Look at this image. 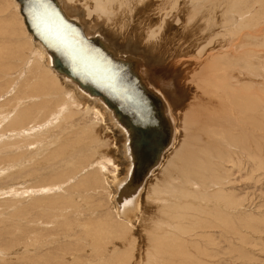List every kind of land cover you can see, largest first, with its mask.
I'll return each mask as SVG.
<instances>
[{"label": "rangeland", "instance_id": "rangeland-1", "mask_svg": "<svg viewBox=\"0 0 264 264\" xmlns=\"http://www.w3.org/2000/svg\"><path fill=\"white\" fill-rule=\"evenodd\" d=\"M92 1L93 0H73L71 3L75 9H82L81 11L86 13L88 21H90L93 28L104 25L113 30L115 33L120 34L122 37H124V39H128L129 37L134 41L136 40L137 43L141 44L142 46L150 48L157 58L160 59L158 60H162L161 62H163V64H168L170 66L175 64V68L177 69V73L179 75V85H181L185 95L187 96L186 105H183L182 112L180 111L181 134L179 143L177 147L174 148V153L172 152L173 154L171 153L169 155L170 159L168 157L165 165L150 183V188L148 191V199L150 200V203H148L147 211H145L142 221L140 222V225L137 229L141 243L140 245H135V248H139V251H136L137 258L136 256L134 257L133 264H147L146 258L151 251L152 245H150L146 237H152V235L155 234L162 235V232L171 230V228L173 229V226L168 225L169 219L163 212L165 210L164 208L166 204H169L172 202V200H174V196L177 194L176 184L181 183L183 176L178 169L172 170L171 166L168 165L169 162L172 159L177 160L180 157L175 156L178 154L177 152L179 149L184 150L182 156L184 154L202 155L201 150H205V148H211L214 150L216 146H219L223 152L226 151V153H230L232 155L240 154L242 157L240 159H243L244 161L242 164L247 166L244 167L240 172L236 170V168L234 169V176L239 183H236L235 185L233 184L234 187H232V189L235 190V192H233L234 196L236 195L243 199L244 205L237 208L238 211L235 210L234 213L232 210V218H230V216L227 218L226 221H228L230 218V222H228L229 225H231V229L229 231H224V229L219 227V229H217V227L212 229L204 228L202 231L200 228H198L196 230L197 232L194 231L195 234L203 232V234L206 236H193L194 238H191L193 239L192 241L197 243V245H192L193 249H190L192 253L189 251L190 253L187 252V254L183 256V254H181L179 251L177 252L176 250L175 252V250L170 249L172 253L166 255L167 260L165 263L174 264V262H171V260L176 259L174 260L176 261V264H182L183 262H185L183 264H264V166L261 163V168L257 171V165L255 164L252 166V160L248 158V154H246L247 151H242L239 148L240 146H236L235 143H232V141L234 142V133V136L237 137V139L243 136L248 137V141H250L249 144L254 148L255 146H253L254 144L252 141L257 140L259 144L257 155V158L259 157L258 162L259 160L260 162H264V0H232L237 6L242 5L239 7H237L234 3L232 4L231 0H174L175 2L172 0H157L158 3L152 6L153 8L148 9H144L143 7L145 0H113L116 1H112L113 3H111V0H97V2L99 1L102 4ZM164 1L166 2L164 3ZM240 1H243V3ZM230 3L232 4L231 6ZM104 4L105 6L107 5L106 8ZM140 4L143 5L140 6ZM127 6L129 7L127 8ZM221 6H223V8ZM164 8L166 10H164ZM184 8H186V11L181 12L184 10ZM237 9L243 10L237 12ZM88 10L92 12L90 13ZM134 11L140 14V19L137 18L138 14L136 12L134 14ZM138 11H141V13ZM167 12L170 13L171 16V18H168L166 21L169 23H164L159 40L157 43H154L151 41V39L153 35L158 33L156 30L159 28L160 23L164 19V15ZM116 13H118L117 16ZM129 15H132V19L129 17ZM210 16L211 20L208 19ZM111 18L115 19L112 20ZM176 18H179L177 19L179 21H177ZM124 19L128 21H125ZM207 20H210L208 23L209 25L207 24ZM133 22H135L134 25L132 24ZM131 25L134 29L131 27ZM239 27L242 28L239 29ZM149 30L151 32H149ZM230 30H232V33L229 32ZM235 31L236 33H234ZM220 33L223 34L220 35ZM212 39H215L214 41L216 42H221L218 45L220 49L216 51L218 54L214 52V56L213 53H211L213 52L211 50L213 48L212 44H215V42L211 44L212 46H207L209 41L211 42ZM202 44L206 48H204ZM34 48L35 47L32 45L29 39L27 31L22 22V18L17 12L13 0H0V72L5 75L4 76L0 73V264H104V262L105 264H108L107 260H109V256H112L113 253H118V250L123 248V245L125 247L126 245L127 247L128 245L131 247L130 244H134L133 238H135L137 233L132 231L130 234H125L126 237L124 236L122 238L124 239V244L122 245L123 242L119 243L121 246H118L116 243H114L115 237H112V235H115L116 233H122L124 227H122V221H120L117 216L115 218L112 217L111 213L109 212L111 210L113 211L112 206L109 203L111 191L106 183H103V185L105 184L106 187L105 185H102V182H105V176L109 172H113L115 170V162L113 160L115 159V149L113 137L111 133L105 129L104 126H102L103 120L101 117L98 115V113L95 114L96 112L92 109L84 107L81 102L76 100L73 93L67 90V88L65 89L64 87V89L68 92L61 90L63 86L60 84V82H58V79L53 81L52 77L47 74V76L43 75L41 80L45 85L51 83L50 87H52V91L44 93L43 95L39 94L37 96L39 102L37 101L35 103L36 106L33 113L35 114V111L38 113L39 106L42 108L43 105L51 102L52 99H49V97H55L57 94H59L62 95L63 98V95L65 96V94H67L66 99L60 102L58 106L55 105V110H53V113L59 114H57L55 118L61 116L63 121L55 125L56 121H60V119H55L53 116L51 118L52 121L50 120V122H48L47 120L49 119H47L44 122H41L43 118H41L38 114H35V117L39 116L38 125L44 126L38 127L35 126V124L32 126L30 125V122L24 128L11 129L10 127V120L12 118V113L10 112L12 110L15 111V108L18 107V111H21L25 107V103L26 105L33 103L32 101H29L31 100L29 98L30 94L26 89V85L30 83L28 81L30 79L26 80L22 84L21 80H23L28 74L26 70H28V72H35L34 57H36L37 54H35ZM170 49L173 50L171 51ZM220 52H222L221 54L224 53L225 55H231L230 58L228 57L231 61L223 63L219 58H222L224 54L221 56ZM242 54L244 56H241ZM203 55L209 56L204 57ZM240 56L242 57V60ZM40 61L43 65L42 60ZM174 61L175 63H173ZM41 64L36 68L38 72H42L43 70ZM177 64L179 65L177 66ZM245 64L246 66H244ZM6 66H8V68L7 70H4V67ZM194 70L197 72V75ZM200 77H203L205 80ZM213 77L215 80H213ZM199 80L202 82H199ZM252 84H254V87ZM247 86L249 88H247ZM246 88L249 89V91L245 90ZM235 89H241L243 94H253L252 92H255L254 90L259 93V97H251V99L257 101L258 103L254 111L255 115H258V117L260 116V118L263 117V122L260 121V125L262 124L260 128L263 130L253 128V126H251L252 124L246 120L248 118H246L245 114L249 113H245L244 111L242 112V109L240 108L241 105L238 104V101H236V96H242L243 94H240L239 92L237 94V90ZM233 91L236 92V94ZM32 98H35V95L32 94ZM33 101L35 102V100ZM20 103L23 104V107ZM50 106L52 107L53 104ZM58 107H61V109ZM257 108L258 110L256 111ZM65 110L66 113L76 110V115L68 119L69 116L66 118V113H60L62 111L65 112ZM84 110H87V112ZM79 112H82V114H79ZM81 116H83V118ZM90 121L96 122L90 123ZM98 127L99 130H97ZM90 128L92 129V132L88 131ZM221 128L225 129L222 130ZM64 134L67 135L65 136ZM226 135H228V137ZM217 140L219 141L217 142ZM68 141L71 144L69 147L62 145L68 143ZM72 141L73 143H71ZM82 142H85V144ZM59 143L65 148L64 150L66 152L64 150L62 151V149L55 152V149L58 147ZM92 148H95L94 150H97V152L94 155V158L90 159L92 156L86 154L87 152L91 153L93 150L90 149ZM83 156H85L87 162L86 160L84 161ZM102 156H104V158L100 160V163L102 164L100 166H102L101 170L104 171V176L103 172L101 173V179L103 181H101V179L99 180V177L96 178L97 181L95 182L97 183L93 182L91 179L93 183V188L89 187L91 190L89 188L80 189L79 187H77L76 190H68L72 187V185L77 183L78 180L83 179L85 174H94L92 169L94 166L100 164L99 159H101ZM261 158L263 160H261ZM93 160H97V162L95 163ZM106 161L109 162L107 163ZM70 162L74 165L72 172H70L73 175L70 174L68 180L65 181L64 179H60L63 182H58L57 180H59V178L54 181L56 179L55 177L57 176V173L61 171L64 173V169ZM53 164L55 166H53ZM82 164H86V166L80 167ZM252 168L254 171L251 170ZM87 169L89 170V173L87 172ZM246 172L249 173L247 174ZM251 172H255L256 175L252 177ZM71 176L74 177L71 178ZM98 181L101 184L98 183ZM63 192H69V194L73 193L74 196L67 200L65 202L66 204L64 203L57 206L53 212L43 210L44 204H40L41 207L38 206L39 209H35V205L33 204L35 203L34 199L49 198L52 195L58 196ZM87 197L91 202H87L86 199H83ZM72 200L75 203L73 202L71 204ZM61 214L63 216H61ZM68 217L70 219H68ZM91 218H104V223L107 225L106 231H108L105 232L104 235L105 237L106 235L109 237L106 240H101L102 238H100V241H97L99 243L98 247H94V245H91L90 242L89 244L91 246H89L88 242L82 240L84 237V230L80 226V223H83L84 221ZM70 220L72 222H70ZM66 221L70 223L68 228L62 226V223ZM112 232L114 234H111ZM207 234L212 236L207 238V236H209ZM104 235L102 237H104ZM128 239H131V242ZM172 239L173 238H171L170 241H173ZM164 250L168 251L167 248ZM192 254L195 255L192 256ZM43 256L44 258H42ZM104 257L105 259L103 261ZM177 260L180 262L177 263ZM119 262L120 260H117V262H111L110 264H117ZM160 262H162V260L158 261L157 263L163 264Z\"/></svg>", "mask_w": 264, "mask_h": 264}, {"label": "bare ground", "instance_id": "bare-ground-1", "mask_svg": "<svg viewBox=\"0 0 264 264\" xmlns=\"http://www.w3.org/2000/svg\"><path fill=\"white\" fill-rule=\"evenodd\" d=\"M72 1L71 0H54V3H56L57 6L59 5L58 7H59L60 11L64 14V16L66 18L75 22L77 25H79L81 27L84 35L88 39L97 38L98 41H100L102 43V46H103V48L101 49L100 47H96L92 44L89 45L88 43H84V42L80 43L79 41H76V40L75 41L77 42V44H75L71 40V38H69L72 34L70 32H64L65 34L69 35V37H67L64 34V37L62 39L64 40L65 43L68 44L69 49L73 51V55H72L73 63H71L68 60V57H65L64 52H63L64 49L61 50L60 45L59 44H58L59 46L56 45V42L53 38H51V39L48 38V40H45L43 37L41 38L39 35V32H37L38 28L35 29L33 26L34 20L32 17L38 13H39V15H42L41 17L44 19L45 22H48L49 26L53 25L52 21L50 20V18L47 15V10L45 8V5L41 4V2L39 0H13L14 5L16 7V10L22 18V22H23V25L27 31L29 39H30L32 45L35 47L34 48L35 51L33 49L32 50L35 52V54H37V56L34 57L35 58V72L34 71L28 72V70H26L28 74L26 75V77L23 80H21L22 82L20 81L22 84L26 80L30 79V80H28L30 83L27 84V82H26V84H27L26 89L28 91L26 89H24V90L30 94L29 98L31 100H29V101L30 102L32 101L33 103L29 102L30 104H28V105H26V103H25V107L21 111H18L19 107L17 106L18 108H15L16 109L15 111L12 110L10 112V113H12L11 114L12 118L10 120V127H11V129H20V128H24L30 122H31L30 125H32V126H33V124H35V126L42 127L44 125H40V126L38 125L39 116L41 118H43L41 120V122L42 121L44 122L47 119H49L47 121L50 122L51 118L53 116L55 118V116L58 114V113L57 114L53 113V110H55L54 106L55 105L58 106L60 104V102L64 101L66 99L67 94H65V96L63 95V98H62V95H59V94H57L55 97H52V96L49 97V99H52V101L43 105L42 106L43 110L39 106L38 113L35 111V114H38L39 116L35 117V114L33 113L35 106H36L35 103L37 101L39 102L37 96L39 94L43 95L44 93H48V92L52 91V87H50L51 83L45 85L44 82L41 80V77L43 75L47 76V74H49L52 77L53 81L58 79V82H60V84L63 86V87L61 86L62 87L61 90H64L66 92L71 91L73 93V95L75 96L76 100L81 102L84 107L92 109L93 111L96 112L95 114L98 113V115L103 120L102 126H104L105 129H107L113 137V143H114V149H115V151H114L115 152V159H113V158L112 159L115 162V167H114L115 170L114 171L112 170L113 172H109L105 176V178H104L105 182H102V185H103V183H106L107 186L109 187L110 191H111V194L109 196V201H110L109 203L112 206L113 211L110 209L112 212L111 211H109V212L111 213L112 217L115 218L117 216V218L120 221H122V224H123L122 227H124V230L122 233H120V234L116 233L115 235H112V237L113 236L115 237L114 243H116V245H118V246H121V244H119V243L120 242L122 243L124 241V239H122V238L125 236V234H128V233L130 234V232H132V231L137 233V229L140 225V222L142 221V218L145 214V211H147L148 203H150V200L148 199V197H149L148 191L150 188V183H151L152 179L155 178V176L159 173L161 168L165 165L169 155L172 152L174 153V151H175L174 148L177 147V145L179 143L180 134H181L180 111L182 112L183 105H186L187 96L185 95L184 90L181 87V85H179V75L177 73V69L175 68V64H173L171 66L168 64H163V62H161L162 60L159 61L160 59L157 58V56L151 51L150 48H146L145 46H142L141 44L137 43L136 40L134 41V40L130 39L129 37H128V39L127 38L124 39V37H122L120 34L115 33L113 30H111L110 28H108L104 25H100L97 28H93L91 26L90 21H88V17L86 15V13L84 11H81L82 9L81 10L75 9L71 3ZM112 1L113 0H111V3L116 2L117 0L113 1V2ZM172 1H174V0H172ZM207 1H209V0H207ZM216 1H218V0H216ZM92 2H97V0L96 1L93 0ZM165 2L166 1H164V3ZM240 2L243 3V1H240ZM157 3H158L157 0H155V1L154 0H145L144 5L140 4V6L143 5L144 9L145 8L148 9V8H153L152 6L156 5ZM233 3L234 2L232 1V4ZM100 4H102V3H100ZM105 4H104V6H105ZM232 4L230 3V6ZM111 5H113V4H111ZM126 5H128V4H126ZM179 5H181V4H179ZM129 6H131V5H129ZM129 6H127V8ZM239 6H242V5H239ZM239 6H237V7H239ZM106 7H107V5L105 6V8ZM115 7H117V6H115ZM221 7L223 8V6H221ZM170 8H172V7H170ZM102 9H103V7H102ZM185 9L186 8H184V10L181 12L186 11ZM239 9H237V12H240L241 10H243V9H241V10H239ZM164 10H166V9L164 8ZM88 11L90 13L92 12L90 10H88ZM234 11H236V10H234ZM131 12H132V10H131ZM135 12L136 11H134V14H135ZM138 12L141 13V11H138ZM153 13H155V12H153ZM158 13H161V12H158ZM117 14L118 13H116V16H117ZM212 14H213V12H212ZM139 15L140 14H138L137 18L140 19ZM180 15H179V17H180ZM198 15H200V14H198ZM201 15H204V14H201ZM205 15H207V14H205ZM147 16H148V14H147ZM154 16H157V15H154ZM164 16L165 17L162 20V22L160 23L159 28L156 30V32H158V33L156 35L152 34L153 37H152L151 41L154 43L158 42L160 34H161V30H163V27H164V23L168 20V18H171L170 13H168V12ZM258 16H259V14H258ZM129 17H131V19H132V15L131 16L129 15ZM127 18H128V16H127ZM196 18H197V16H196ZM114 19H112V20H114ZM177 19H179V18H176V20ZM208 19L211 20V16ZM210 20H207L208 21L207 24L209 23ZM125 21H128V20H125ZM133 21H135V20H133ZM177 21H179V20H177ZM134 23L135 22H133L132 24L134 25ZM166 23H169V22H166ZM113 24H114V22H113ZM241 25H242V23H241ZM125 27H126V25H125ZM131 27H132V25H131ZM242 27H239V29H241ZM200 28H201V26H200ZM213 28H214V25H213ZM128 29H130V28H128ZM48 30L52 31L54 35H58V34H56L55 28H54V30H52L49 27ZM235 30H236V28H235ZM215 31H216V29H215ZM231 31L232 30H230L229 32H231ZM236 31L234 33H236ZM149 32H151V31L149 30ZM204 34H205V31H204ZM222 34L223 33H220V35H222ZM149 36H151V35H149ZM59 39H61V38L59 37ZM148 39H147V42H148ZM200 39H201V37H200ZM50 40H52V41H50ZM214 40L212 39L211 42L209 41V44L207 45V46H209L213 42H215V44H212L213 48L211 50V51H213V52H211V53H213V56H214V52H216L220 49L218 45L221 43V42H216ZM237 42H238V40H237ZM176 43H178V42H176ZM203 47H204V45H203ZM104 48H106L105 50L107 52L104 50ZM198 48H199V45H198ZM204 48H206V47H204ZM99 49L102 50V52L104 54ZM181 51H183V50H181ZM199 52H201V51H199ZM202 52H204V51H202ZM221 53L222 52H220V54ZM223 54H221V56ZM209 55H203V56L206 57ZM233 55H235V54H233ZM33 56H35V55H33ZM105 56H107L112 62L109 61L108 59H106L107 57H105ZM203 56H202V58H203ZM221 56H219V57H221ZM230 56L231 55H225L224 54V56L222 58H219V59H221V61L223 63H226L228 61H231V60H229ZM241 56H244V55L242 54ZM31 59H32V57H31ZM40 60H42L43 65L41 64ZM118 60L124 62V64L121 65V63H117ZM241 60H242V57H241ZM211 61H212V59H211ZM12 62H13V60H12ZM193 62H195V61H193ZM26 63H24V64H26ZM173 63H175V61ZM40 64H41V67L43 69L42 72H38L36 70V68ZM179 64H177V66ZM192 65H194V64H192ZM244 66H246V64ZM250 66H252V65H250ZM230 67H232V66H230ZM7 68H8V66L4 67V70H7ZM27 68H29V67H27ZM67 68H71V70L73 72H69L67 70ZM50 70L53 72V74ZM203 73H204V71H203ZM1 74H3V73H1ZM6 74H8V73H6ZM8 75H10V74H8ZM196 75H197V72H196ZM7 77H9V76H7ZM200 78H203V77H200ZM204 78H205V76H204ZM216 78H218V77H216ZM203 79H201V80H203ZM181 80H182V78H181ZM211 80H209V81H211ZM213 80H215V78ZM233 80H235V79H233ZM197 81H198V79H197ZM199 82H202V81L199 80ZM205 84H204V86H205ZM223 84H225V83H223ZM33 85H34V88H33ZM198 85H200V84H198ZM204 86H201V87H204ZM241 86H243V85H241ZM252 86L254 87V84H252ZM64 87H65V89L67 88L68 91L65 90ZM244 87H245V85H244ZM247 88H249V87L247 86ZM247 88L245 90L249 91V89H247ZM235 90H237V94H238V92L240 94H243L242 93L243 91L241 89H235ZM15 91H17V90H15ZM220 91H222V90H220ZM254 91L255 92H252L253 94L244 93L242 96L239 95L241 97L236 96V101H238V104L241 105L240 108L242 109V112L244 111L245 113H249V114H245V116H246V118L249 119V120L248 119H246V120L248 122H250V124H252L251 126H253V128L263 130L260 128L262 125V124L260 125V121H262L263 117H261V118H260V116L258 117V115H255V111H254L255 107L258 105V103H257V101H254L251 99V97H259L258 96L259 93H257L256 90H254ZM12 93H14V92H12ZM56 93H58V92H56ZM234 93L236 94V92H234ZM25 94H26V92H25ZM32 94L35 95V98H32ZM33 100H35V102ZM16 102H17V100H16ZM75 102H77V101H75ZM241 102H243V103H241ZM42 103H44V102H42ZM20 104L23 107V104L22 103H20ZM52 104H53V106L51 107L50 105H52ZM73 105H76V104H73ZM58 108L61 109V107H58ZM237 108H239V107H237ZM8 109H11V108H8ZM74 109H75V106H74ZM257 110H258V108L256 109V111ZM75 112H76V110L66 113V110H65V112L62 111L60 113H66L65 116H66V118L69 116L68 117V119H69L70 117H74L76 115ZM85 112H87V110ZM80 113L82 114V112H79V114ZM238 114H240V113H238ZM83 116H81V117L83 118ZM88 116H89V114H88ZM55 119H60V121H56L55 125H57L61 121H63V118H61V116L56 117ZM72 119H70V120H72ZM94 122H96V121H94ZM94 122L90 121V123H94ZM100 125H101V123H100ZM89 126H91V125H89ZM33 128H35V127H33ZM224 129H222V130H224ZM97 130H99V127ZM166 130H167V132H166ZM88 131L92 132V129L90 128V129H88ZM248 132H250V131H248ZM67 133H72V132H67ZM64 135L66 136L67 134H64ZM234 135H235V133H234ZM234 135H233L234 142L232 141V143H235L236 146L237 145L240 146L239 148L242 151H247L246 154H248V158H250L252 160L251 161L252 166L256 164L257 165V171H258L261 168L260 165L263 164V166H264V162H260V160H259L260 163L258 162L259 157L257 158V155H258V150H259V144H258L257 140L252 141L254 144L253 146H255V148H254L249 144L250 141H248V137L243 136V137H240L239 139H237V137H235ZM226 136L228 137V135H226ZM231 136H232V134H231ZM78 137H80V136H78ZM69 141H68V143H65L62 145L69 147L71 145L69 143ZM92 141H94V140H92ZM218 141L219 140H217V142ZM74 142H75V140H74ZM89 142H87V143H89ZM215 142H216V140H215ZM71 143H73V141ZM82 143L85 144V142H82ZM94 144H95V142H94ZM21 146H24V145H21ZM63 146H61L59 143L58 147L55 149V152L60 151L61 149L63 151L65 149ZM233 146H234V144H233ZM86 148H88V147H86ZM94 149L95 148L90 149V150L94 151V152L91 151V153H88L86 151L87 152L86 155L92 156L90 159L94 158V155L97 152V150H94ZM251 149H253V150H251ZM180 150L181 149H179L177 152L179 155L177 154L175 156H180V157L182 156V153L184 150L183 149L181 151ZM205 150H201L202 155L201 154H190V155L184 154L181 158L179 157L177 160L172 159L169 162L168 165L171 166V169L172 170L178 169L183 176L181 183L176 184L177 194H175L174 200H172L171 203L168 202L169 204H166V206L164 208L165 210L163 209L164 210L163 213L166 214L168 219H169L168 225L173 226V229L171 228V230H167L165 232H162L161 233L162 235H156L155 234V235H152V237L148 236L149 234L147 235L148 236V237H146L147 241L150 243V245H152L151 251L149 252L148 255L146 254L147 255V258H146L147 264H153V263L159 264L157 262L160 260H162V262H160V263L164 264L165 261L167 260L166 255L172 253V251L170 249L175 250V252L177 250V252L179 251L181 254H183V256H185L187 254V252L190 251V249L191 250L193 249L192 245L193 246L197 245V243L195 241H192L193 239H191L193 236L194 237H198V236L205 237L206 236L203 234V232L195 234L194 231H196L198 228H200L202 231L204 228H208V229L211 228L212 229L214 227H217V229L221 228V229H224V231H229L231 229V225H229V222H230V218H232L231 217L232 210L234 213L235 210L238 211L237 208L244 205L243 199L239 198L236 195L234 196L233 192H235V190L232 189V187H234L233 184L235 185L236 183H239V182H237L236 177L234 176L235 175L234 169L236 168V170H238L240 172V171H242V169L244 167H247L245 164H242V162H244V161H243V159H240V158H242L241 155L240 154L239 155L238 154L232 155L230 153H226V151L223 152L219 148V146H216V148L214 150L211 148H205ZM61 156H63V155H61ZM175 156H174V158H175ZM83 158H84V161L86 160V162H87V159L85 158V156H83ZM103 158H104V156H102L101 159H99V163H100V160H102ZM169 159H170V157H169ZM261 160H263V159L261 158ZM94 162L96 163L97 160H95ZM106 162L108 163L109 161H106ZM78 163H76V164H78ZM93 165H94V163H93ZM100 165H102V164L100 163L99 165L94 166V168L92 169L94 171L93 172L94 174H91V173L87 174V175L85 174L84 177L82 176L83 179L78 180L79 182L77 181V183L72 185V187L68 190H70V191L76 190L77 187H79L80 189H88L89 187L93 188L92 187L93 183H92L91 179L93 180V182H95V181H97L96 178L99 177V180H100L102 178V174H101L102 172H103V176H104V171L101 170L102 166H100ZM243 165H245V166H243ZM53 166H55V165L53 164ZM82 166H86V164H82L80 167H82ZM73 168H74V165H73V163L70 162L69 164H67V167L64 169V173L62 171L57 173V176L55 177L56 179L54 181H56L58 178H59V180H57L58 182L62 181L63 179H64V181L68 180L70 174H72L70 172H72ZM79 170H81V169H79ZM92 170H91V172H92ZM251 170L254 171L253 168ZM88 171L89 170L87 169V172ZM255 172H251L252 177L256 175ZM246 173L248 174L249 172H246ZM73 177L74 176H71V178H73ZM60 179H62V180H60ZM101 181H103V180L101 179ZM95 183H97V182H95ZM98 183H100V182L98 181ZM240 183H241V181H240ZM105 187H106V185H105ZM67 194H69V192L60 193L58 196L52 195L49 198H42V199L36 198V199H34L35 203H33V204L35 205V209H37L38 206H40V204H44L43 210L53 212L57 206H59L60 204H64L67 200H69L72 196H74L73 193L69 194V195H67ZM85 194L88 195L87 193H85ZM107 197H108V195H107ZM83 199H86L87 202L89 201L88 197L83 198ZM32 202H34V201H32ZM73 202L74 201L72 200L71 204ZM89 202H91V201H89ZM109 208H111V207H109ZM113 213L115 214V216ZM62 214H61V216H63ZM65 216H67V215H65ZM147 216H149V215H147ZM229 216H230V218H229V220H228L229 222H228L226 220ZM107 218H108V214H107ZM68 219H70V218L68 217ZM74 219H76V218H74ZM104 221H105L104 218H97V219L91 218L89 220L84 221L83 223H80V226L84 230V237L82 238V240L88 242V244L90 242V244L94 245V247H98L99 243L97 241H100V238H102L101 240H106L109 237L107 235L105 237V235H104L105 232L108 231V230L106 231L107 225H106V223H104ZM110 221H112V220H110ZM231 221H232V219H231ZM70 222H72V221L70 220ZM64 223H66V224H64ZM64 223H62L63 224L62 226H64L65 228L66 227L68 228L70 226L69 222L66 221ZM120 228H121V226H120ZM154 230H156V229H154ZM234 231H235V229H234ZM64 233H65V231H64ZM226 233H224V234H226ZM111 234H114V233L112 232ZM158 234H160V233H158ZM239 234H241V233H239ZM103 235H104V237H102ZM207 235H209V234H207ZM142 236H143V234H142ZM211 236L212 235H209V236H207V238H209ZM91 237H92V239H91ZM129 237H130V235H129ZM201 237H200V239H201ZM76 238H77V236H76ZM110 238H111V236H110ZM139 238H140V236L137 233L135 238H133L134 244H130L131 247H129V245L127 247V245H126V247H127L126 248L123 245L124 244V242H123L122 243L123 248H121L120 250L117 249L119 251L118 253L112 252L113 255L109 256V260H107L108 264H110L111 262H115V261L117 262V260H120L119 263H121V264H133L134 257L136 256V251H139V248H137V247L135 248V245H137V244L140 245V243H141ZM171 238H173L172 239L173 241H170ZM128 240H130V242H131V239H128ZM126 242H129V241H126ZM198 243H199V241H198ZM90 244H89V246H91ZM105 246H107V245H105ZM165 248H167L168 251H165L164 250ZM205 249H207V248H205ZM189 253H188V255H189ZM105 255H106V252H105ZM174 255H176V254H174ZM194 255L192 254V256H194ZM44 256L42 258H44ZM95 256H96V254H95ZM209 256H211V255H209ZM174 257H176V256H174ZM136 258H137V256H136ZM191 258H193V257H191ZM104 259H105V257L103 258V261H104ZM181 259H179V260H181ZM174 260H176V259H174ZM174 260H171V262H174V264H176V261H174ZM46 261H47V259H46ZM34 262H35V260H34ZM179 262L180 261H178L177 263H179ZM119 263H117V264H119ZM138 263H140V262H138ZM183 263H185V262H183ZM104 264H105V262H104ZM187 264H189V263H187Z\"/></svg>", "mask_w": 264, "mask_h": 264}, {"label": "water", "instance_id": "water-1", "mask_svg": "<svg viewBox=\"0 0 264 264\" xmlns=\"http://www.w3.org/2000/svg\"><path fill=\"white\" fill-rule=\"evenodd\" d=\"M39 1L41 2V4L45 5V8L47 10V15L50 18V20L52 21L54 26L53 25L49 26L48 22H45L44 19L41 17L42 15H39V13H38V14H36L37 16L35 15L32 17L34 20V23H33L34 28L35 29L38 28L37 32H39V35L41 38L43 37L45 40H48V38H50V39L53 38L56 42V45L59 44L61 47V50L64 49L63 50L64 55H65V57H68V60L71 63H73V61H72L73 60V58H72L73 51L69 49L68 44L65 43L64 40L62 39L64 37V34H65L64 32H70L73 35V36L71 35L69 37V35L65 34V36L71 38V40L75 44H77L76 41H79L80 43L84 42V43H88L89 45L92 44L96 47H100L101 49L103 48L102 43L100 41H98L97 38L88 39L84 35V33H83V31L79 25H77L75 22L66 18L64 16V14L60 11V9L58 7L59 5L57 6L56 3H54V0H39ZM49 27L52 30H54V28H55L56 34H58V35H54L52 31L48 30ZM59 37L61 39H59ZM50 41H52V40H50ZM105 49L106 48H104V50ZM100 51L102 52V50H100ZM105 57H107V56H105ZM106 59L111 61L108 57ZM117 63H121V65L124 64V62H122L120 60H118ZM67 70L69 72H73L71 70V68H67ZM166 132H167V130H166Z\"/></svg>", "mask_w": 264, "mask_h": 264}]
</instances>
